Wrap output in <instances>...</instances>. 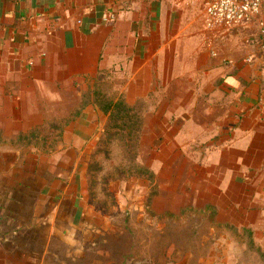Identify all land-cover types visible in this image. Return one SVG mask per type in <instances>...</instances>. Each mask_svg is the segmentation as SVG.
Returning <instances> with one entry per match:
<instances>
[{
	"label": "rangeland",
	"instance_id": "rangeland-1",
	"mask_svg": "<svg viewBox=\"0 0 264 264\" xmlns=\"http://www.w3.org/2000/svg\"><path fill=\"white\" fill-rule=\"evenodd\" d=\"M145 36L112 29L93 76L23 70L0 45V264H264L256 37L212 35L214 56L204 34L179 57ZM96 93L142 120L106 153Z\"/></svg>",
	"mask_w": 264,
	"mask_h": 264
},
{
	"label": "crops",
	"instance_id": "crops-1",
	"mask_svg": "<svg viewBox=\"0 0 264 264\" xmlns=\"http://www.w3.org/2000/svg\"><path fill=\"white\" fill-rule=\"evenodd\" d=\"M191 3L190 0H0V45L8 55L7 61L18 63L23 70L27 61L34 62V70L41 63L57 62L65 72L74 71L80 76H93L102 68L100 56L108 52L112 29L119 36L130 34L132 43L136 34L143 31L145 44L173 47L170 52L179 57L184 56L183 47L197 41L199 44L204 34L213 41L214 56L218 54L212 35L218 38V43L221 36L227 39L245 35L248 44V37L253 36L259 45L255 21L225 33L209 30L204 9ZM110 15L115 18L106 20ZM260 54L263 55L261 51ZM249 99V95H243V109H249ZM236 104L239 106L240 102Z\"/></svg>",
	"mask_w": 264,
	"mask_h": 264
},
{
	"label": "built area",
	"instance_id": "built-area-1",
	"mask_svg": "<svg viewBox=\"0 0 264 264\" xmlns=\"http://www.w3.org/2000/svg\"><path fill=\"white\" fill-rule=\"evenodd\" d=\"M202 6L205 26L209 30L225 33L256 22L259 29V49L264 59V0H190ZM112 18V15L105 19ZM212 39L208 44L212 45Z\"/></svg>",
	"mask_w": 264,
	"mask_h": 264
},
{
	"label": "trees",
	"instance_id": "trees-1",
	"mask_svg": "<svg viewBox=\"0 0 264 264\" xmlns=\"http://www.w3.org/2000/svg\"><path fill=\"white\" fill-rule=\"evenodd\" d=\"M98 93H96L97 95ZM97 104L108 115V123L104 132V136L98 141L96 153L107 152V143L114 137L125 139L127 136L134 138L139 134L142 126V120L134 108L128 105L122 99H107L100 97L96 98ZM132 139L130 143H132ZM95 153L93 157H95ZM93 168V163H90V170ZM136 176L147 177L151 182L154 180V174L149 172L147 168L140 167L136 172Z\"/></svg>",
	"mask_w": 264,
	"mask_h": 264
}]
</instances>
